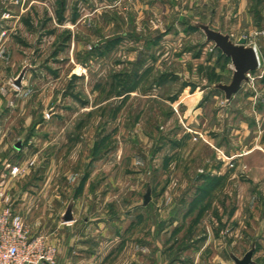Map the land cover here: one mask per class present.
I'll return each instance as SVG.
<instances>
[{"label": "rangeland", "instance_id": "rangeland-1", "mask_svg": "<svg viewBox=\"0 0 264 264\" xmlns=\"http://www.w3.org/2000/svg\"><path fill=\"white\" fill-rule=\"evenodd\" d=\"M251 2L260 25L264 0ZM227 5L0 0V108L10 110L0 116V141L32 142L16 153L28 174L0 185L33 233L50 244L66 210L80 203L82 219L84 207L96 203L108 215L116 203L124 223L139 221V264H164L158 255L194 246L224 215L221 205L232 207L227 192H241L250 176L239 155L264 145V35L246 39L258 45L262 66L228 101L217 86L232 82L234 66L201 29L234 43L245 36L238 0ZM84 175L96 192L77 201ZM212 187L214 197L201 193ZM253 248L239 238L232 252L243 258Z\"/></svg>", "mask_w": 264, "mask_h": 264}, {"label": "crops", "instance_id": "crops-1", "mask_svg": "<svg viewBox=\"0 0 264 264\" xmlns=\"http://www.w3.org/2000/svg\"><path fill=\"white\" fill-rule=\"evenodd\" d=\"M218 1L228 4V7L231 3V0H216V2ZM251 1L256 0H238V8L235 11L236 19L241 20H238L239 24L242 23V20L248 24V29H244L247 34L241 36L238 42L248 39L250 36L264 35V11L260 14L262 24L255 25L256 18L251 11ZM256 45L252 43L249 46L256 47L262 66L260 49ZM9 112V109L0 108V116H6ZM1 123L2 121H0ZM11 142V140L0 141V148H3L0 151V182L7 177L12 179V169L15 167L20 170L17 175L28 174V172L26 173L28 163H21L23 153L19 154L23 151L21 148L24 144L30 146L32 142ZM206 142L214 149L215 153L218 152L219 149L213 145L212 141ZM255 146L250 147L242 157L240 155L238 157L242 158L238 162H242L245 169L244 174L250 176L247 177L241 192L236 190L227 192L228 196L233 198L232 207L229 209L228 206L221 205L222 208H226V213L220 215V219L216 216L217 219L211 222V230L208 229L207 235L195 237V241H192L194 246L181 248L177 255H174L170 249L164 250L157 259H161L164 264H237L236 260H242L246 255L252 254V264H264L258 262L264 260V145L260 143ZM13 153L19 154L13 155ZM234 160L235 154L226 155L225 161L228 164H233ZM215 174L212 173V175ZM212 175H210L211 178ZM92 178V175H84L81 180L82 186L75 191L74 199L81 201V197L90 196L96 192L94 187L91 188ZM2 185H0V192L7 195L6 188L3 189ZM218 192L216 187H212L210 190L201 189V193H210L212 197ZM19 195L21 196V194ZM234 196L241 200L239 199V201ZM79 205L80 203L76 205L75 210L73 209L70 222L56 220L51 229L50 244L57 250L56 264H139L140 239L137 230H135L139 224L138 219L131 220L128 225L124 223L120 214L122 208L116 203L107 206L105 212L111 213L108 215L100 214L101 205L97 206L96 203L84 207V216L80 219ZM131 208L133 207L130 206L129 212L132 217ZM217 210V213L221 211H219V207ZM68 211L70 212V210H66L65 213L67 214ZM118 212L119 214H117ZM239 238L254 245L253 252H247L243 258L235 256L232 252L233 245ZM223 245L226 246L225 252L220 250V248H225ZM145 258L148 259L149 255Z\"/></svg>", "mask_w": 264, "mask_h": 264}, {"label": "built area", "instance_id": "built-area-1", "mask_svg": "<svg viewBox=\"0 0 264 264\" xmlns=\"http://www.w3.org/2000/svg\"><path fill=\"white\" fill-rule=\"evenodd\" d=\"M18 173L19 168L12 169L13 176ZM56 263V248L42 234L33 233L24 217L11 207L10 198L0 192V264Z\"/></svg>", "mask_w": 264, "mask_h": 264}, {"label": "water", "instance_id": "water-1", "mask_svg": "<svg viewBox=\"0 0 264 264\" xmlns=\"http://www.w3.org/2000/svg\"><path fill=\"white\" fill-rule=\"evenodd\" d=\"M205 32L209 43L215 44L223 55L229 58L234 66V74L232 82L229 85L220 84L217 86L230 101L238 94L243 84L249 82V76L260 68V59L257 51L248 46L247 40L242 39L238 43H234L229 35H224L211 29L209 26H201ZM151 200V192L148 191L144 198V203L147 205ZM66 221L72 220L71 212H68L65 218ZM237 264H252V254H248L242 260H236Z\"/></svg>", "mask_w": 264, "mask_h": 264}]
</instances>
